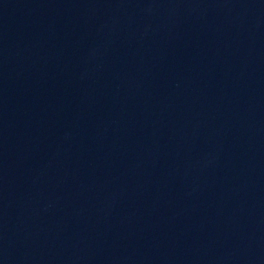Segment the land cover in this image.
<instances>
[{
  "label": "water",
  "instance_id": "water-1",
  "mask_svg": "<svg viewBox=\"0 0 264 264\" xmlns=\"http://www.w3.org/2000/svg\"><path fill=\"white\" fill-rule=\"evenodd\" d=\"M0 264H264V0H0Z\"/></svg>",
  "mask_w": 264,
  "mask_h": 264
}]
</instances>
